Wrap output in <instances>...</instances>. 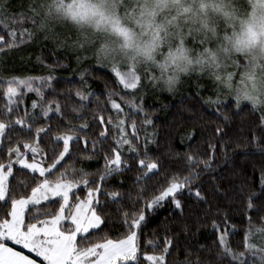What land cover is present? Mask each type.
<instances>
[{
    "label": "trees",
    "instance_id": "trees-1",
    "mask_svg": "<svg viewBox=\"0 0 264 264\" xmlns=\"http://www.w3.org/2000/svg\"><path fill=\"white\" fill-rule=\"evenodd\" d=\"M3 3L7 15L0 18V36L4 37L0 41L3 48L0 120L21 119L24 124H13L6 130L1 139L0 164L8 161L9 149H23L25 144L37 143L44 152L45 162L53 165L63 150L62 141L56 137L68 132L70 126L77 127L75 134L79 140L70 143L71 154L57 163L51 175L45 173L50 181L61 177L78 181L81 169L90 174L89 183H81L72 193L67 213L91 189L98 190L95 210L104 223L78 236L77 246L86 249L105 239L126 238L134 229L124 223L123 214L143 211L145 221L137 230L136 261L126 264H153L146 256L163 254L165 238L173 243L164 264H184L197 259L205 264H240V253H243V264H264V253H246L250 223L253 229L264 228V189L261 188L264 184V111L253 109L247 103L237 107L233 97L211 92L196 77L178 85L173 92L146 83L142 99L137 100L108 66L97 63L91 46L71 47L77 32L74 27L70 31H57L58 23L52 22L50 27L59 34L53 38L51 33L37 30L35 25L39 21L34 24L29 11L32 0H3ZM13 30L17 32L16 46L8 48L5 42L11 43ZM25 30L33 33L31 38ZM49 76L51 81L43 83L39 79L36 83L42 95H34L23 87L15 96L7 94L8 81L13 78ZM77 92L88 98L82 100ZM109 92L113 93L111 99L121 103L127 114L131 148L129 144H117L120 134L114 125L118 114L112 108ZM218 95L220 102L216 103ZM121 97L137 105L142 103L143 111L124 104ZM34 100L39 102L37 108L32 106ZM48 108L52 109L49 114ZM99 115L104 116L103 123ZM146 119L152 123L145 124ZM132 120L136 121L135 132ZM85 123L86 128H79ZM147 125L150 134L145 131ZM106 127V136H101ZM41 128L45 131L37 136ZM217 128L223 131L218 133ZM115 151L121 152L122 166L106 175V157L114 158ZM189 155L203 160L212 157V167L201 171L199 178L176 194L180 207H176L171 196L153 208L146 207V203L169 185L173 176L182 178L189 174ZM142 159L145 163L156 162L158 168L148 172L139 163ZM42 180L39 172L15 166L8 181V195L0 200V220L10 218L12 199L31 195ZM197 190L203 199L195 196ZM113 193L119 195L114 197ZM251 193H257L252 199L253 210L247 207ZM62 203L57 197L29 206L25 224L52 217ZM224 234L228 248L237 258L223 253L219 237Z\"/></svg>",
    "mask_w": 264,
    "mask_h": 264
},
{
    "label": "snow or ice",
    "instance_id": "snow-or-ice-1",
    "mask_svg": "<svg viewBox=\"0 0 264 264\" xmlns=\"http://www.w3.org/2000/svg\"><path fill=\"white\" fill-rule=\"evenodd\" d=\"M162 3H167V0H161ZM29 11L31 13V19L34 24L38 19L37 30L40 32L51 33L53 38H58V35L51 27L52 22L64 24L66 22L62 21L65 17H70L78 25H89L93 26L97 32L111 31L123 35L126 40H129L130 31L127 25L124 24L122 19L121 7L118 6L117 0H70V2L65 3V0H32V4L29 6ZM184 14L195 15L194 7L189 6L184 8ZM125 15L127 13H124ZM7 15L6 4L3 0H0V18ZM141 16L144 15L143 12L140 13ZM27 32L29 38L33 35L32 32ZM11 43L5 42L8 48L16 46V32L13 30L10 33ZM0 41H4V37L0 36ZM255 41V34L250 33L247 39L239 41L243 47H249ZM93 42L89 40L87 33L76 32V38L72 41L71 47L73 49H85L86 46L92 47ZM3 48H0V52ZM102 55L107 58L109 56V50L105 46L101 50ZM79 62V58H78ZM97 63L103 66H110V71L115 74L118 81L125 89H136L138 85L141 84V75L137 73V70L128 65H122L115 60L107 61L102 60L99 55H97ZM122 67H126V71H122ZM239 67V65H237ZM37 79H40L43 83L51 81L52 77L47 78H13L8 81L7 94L9 97L17 95L19 88L24 87L28 91H35L42 95L40 88L34 87V83ZM148 79L156 82L153 75L148 76ZM219 80V77H217ZM155 86V83L154 85ZM219 92V88H217ZM82 100L88 98L80 92H77ZM90 95V94H89ZM113 93L109 92V99L111 100L112 108L116 109L118 113H124V109L121 107V103L116 100L111 99ZM124 104L130 105L139 111H143L142 103L137 105L132 100H124L121 97ZM209 102L211 98H209ZM216 103H219V95L217 96ZM237 107L240 104L237 102ZM35 107V104H34ZM56 110H60V106L57 103ZM10 112L11 109L9 108ZM124 119H118L114 125L115 129L121 134L117 140V144H129L131 148V141L127 139V132L125 130L126 121L128 119L127 114H124ZM101 123L104 122V116L99 115L98 117ZM227 119V117H225ZM109 123H111V117L108 118ZM145 124H151L150 119L144 121ZM13 124H24V121L17 119L14 122L0 120V138L4 137L6 130L13 126ZM87 124L80 125L79 128H86ZM131 127L133 132L136 131V121H131ZM76 126H70L69 131L58 135L56 137L57 141H62L63 150L59 152V159L63 160L65 155H70V143L79 140V136L75 133L77 132ZM45 129L41 128L37 130V136L40 132H44ZM223 130L217 128V132L220 133ZM107 127L103 132L100 133L101 136H106ZM87 142V141H86ZM25 147L31 149L32 153L37 152L36 147L25 144ZM93 147H95V142H93ZM135 150V149H133ZM9 152H15L17 154L16 163L24 165V167L31 169L33 172H39V175L43 177L42 183L38 184L37 187L32 189V195L29 198L12 199L11 200V219L0 220V264H37V261L31 258L29 255H25L22 251H17L14 247H9L6 243L11 240L17 245H23L25 249H29L31 252L36 253L38 257H42L43 261L47 264H117V261L129 262L136 261V238L137 232L135 230L131 231L130 234L122 240L113 241L110 239H105L103 243L94 244L92 247L81 249L77 246V236L79 234L88 233L90 229H98L100 225L104 223L102 217L97 214L95 209L91 210V214H87L84 211L85 204L76 205L74 212L70 216L65 217L64 211L65 206L68 204L69 193L78 184L89 183L87 177L90 175L87 172L80 170L81 178L78 181L65 180L63 177L57 179L56 181H49L46 178V169L40 164L28 163L26 159H22L19 147L15 149H9ZM214 152V148H213ZM212 157L207 160L200 159L198 157L189 155L187 156V164L189 165V174L183 176L182 178L173 176L169 185L164 188L159 195H156L152 200L146 203V207L151 208L153 206L159 205L167 197L171 196L175 200V196L178 192H181L184 188L190 186L192 181L199 178L201 171H206L212 167ZM57 160L55 163H58ZM55 163L52 167H55ZM139 163L143 165L148 172L158 168L156 162L145 163V160H140ZM121 164V155L119 151L114 152V158L107 159L106 157V175H110L118 166ZM201 165L200 169L196 166ZM5 165L0 164V200H3L5 196L8 195L7 188V177L12 175L11 164L7 165V171H5ZM48 175H51V171L47 170ZM147 175V173H145ZM262 180H264V174H262ZM264 189V184L261 185ZM92 195V193H90ZM114 197L118 196V193L112 194ZM257 193H251L247 200V207L249 210H253L255 205L252 203L253 197ZM60 197L63 203L60 205L59 212L52 216L51 220L39 221L42 225L37 226V223L25 224L24 213L29 205L38 204L41 199L48 200L49 197ZM195 196L203 199L199 190L195 192ZM89 204L91 201L88 202ZM176 207H180V201L175 200ZM124 223L128 225L130 229H139L141 223L145 221V215L143 211L139 213H128L124 214ZM131 219L129 221V217ZM64 220H70L71 227L67 230H61V222ZM259 232L264 234V228L253 229L250 223L249 229L246 232V249L249 251H256L257 245L252 243L253 237ZM220 243L223 245V253L226 255H232L237 258V254L232 253L231 249L227 246V241L223 235L219 237ZM172 240L165 238V247L163 248V254L161 255H151L147 256L148 261H152L153 264H164L166 254L172 245ZM203 247V246H201ZM261 253H264V248L259 249ZM240 259V264H243V253L238 254ZM184 264H205V262L197 259L196 261H185Z\"/></svg>",
    "mask_w": 264,
    "mask_h": 264
},
{
    "label": "clouds",
    "instance_id": "clouds-1",
    "mask_svg": "<svg viewBox=\"0 0 264 264\" xmlns=\"http://www.w3.org/2000/svg\"><path fill=\"white\" fill-rule=\"evenodd\" d=\"M117 4L129 40L78 25L70 17L58 22L87 33L94 54L102 60L151 72L162 90L173 92L185 76L204 73L236 103L264 108V0H117ZM189 6L194 7V16L183 13ZM250 33L255 41L243 47L239 41ZM105 46L107 58L100 51Z\"/></svg>",
    "mask_w": 264,
    "mask_h": 264
},
{
    "label": "rangeland",
    "instance_id": "rangeland-1",
    "mask_svg": "<svg viewBox=\"0 0 264 264\" xmlns=\"http://www.w3.org/2000/svg\"><path fill=\"white\" fill-rule=\"evenodd\" d=\"M24 28V27H23ZM73 28V26L71 25V24H68V23H64V24H60V23H58V25H57V31H59V30H61L62 32H64L65 30L66 31H70L71 29ZM17 33V32H16ZM109 68H110V66H108ZM127 69H126V67H122V71H126ZM137 73L139 74V75H141V84L140 85H138V87L136 88V89H125L129 94H131L132 95V97L133 98H135V99H137V100H141L142 98L141 97H143V90H144V88H145V85H146V83L147 84H152V85H154V83H155V86H159L156 82H154L153 80H151V79H148V76H150V75H152V73L151 72H149V71H146V70H144V69H138L137 70ZM194 77H196V79L202 84V86H204V87H206V88H208L209 90H211V92H218L217 91V88H219V94L220 95H225V96H228V95H226V91H225V89H223L220 85H219V83L217 82V81H215L213 78H210L208 75H206V74H204V73H196V72H194V73H191V74H189V75H187V76H185L183 79H182V82L180 83V84H183L185 81H187V80H191V79H193ZM237 78H238V73H237ZM39 81V79H37L36 81H35V83H34V87H36V88H39L37 85H36V83ZM123 86V85H122ZM24 88V87H23ZM26 89V88H25ZM26 91L27 92H32V93H34V95L35 94H38L37 92H35V91H28L27 89H26ZM168 92V91H167ZM9 96V95H8ZM15 96V95H14ZM38 96H39V94H38ZM222 96V97H223ZM224 96V97H225ZM12 97V96H11ZM230 97V96H229ZM39 102L37 101V100H34L33 102H32V106H33V108H37L38 106H39V104H38ZM34 104H35V107H34ZM121 107L123 108V105L121 104ZM124 109V108H123ZM263 111H264V108H261ZM115 111H116V113L118 114V119H124L125 118V116H124V113H118L117 112V110L116 109H114ZM52 112V109L51 108H48L47 109V111H46V113H51ZM125 130H126V132H127V139H129V134H128V127H127V124L125 125ZM145 131H147L149 134H150V132H151V130H150V128H149V126L147 125V127L145 128ZM120 134V133H119ZM121 135V134H120ZM1 139L2 138H0V146H1ZM28 145H31L32 147H36L37 148V152L35 153V154H33L32 153V151H31V149L30 148H28V147H25L24 146V148L23 149H21V148H19V152H20V154H22L21 155V158L22 159H26L27 160V162L28 163H33L34 161L36 162V163H38V164H40L42 167H44L45 169H46V173H47V170H52V169H54L55 167H56V165H57V163H55V167H52V165H48L46 162H45V156H44V152H43V150L41 149V147L37 144V143H34V144H28ZM123 145H126V143L125 144H123ZM128 145V144H127ZM120 152V151H119ZM120 155H121V152H120ZM16 160H17V154L15 153V152H11L10 153V156H9V159H8V161L6 162V163H4L3 165H5L6 167H5V171H7V165H9V164H11V167H12V172H13V169H14V167L15 166H21V167H24V165H22V164H19V163H16ZM59 161H60V159H59ZM122 156H121V164L118 166V167H121L122 166ZM24 168H26V167H24ZM26 169H28V168H26ZM29 170H31V169H29ZM32 171V170H31ZM38 172V171H37ZM11 176V175H10ZM10 176H8L7 177V181H6V184H7V188H8V181H9V178H10ZM50 181V180H49ZM82 184H78L76 187H74L72 190H71V192L69 193V200H68V204L65 206V211H64V216L65 217H68V216H70V214L72 213V212H74L75 211V209H76V205H78V204H81V202H83L84 204H85V207H84V211H85V213H87V214H91V210L92 209H95V204L97 203V194H98V190H94V189H91L90 191H89V193H88V195H87V197L86 198H84V199H80L78 202H76V204H74V206L73 207H71V210L69 211V213H67V210L70 208L69 206H70V204H71V196H72V193L74 192V191H76L80 186H81ZM90 193H92V195H90ZM31 195H32V193H31ZM31 195H29V196H27V197H24V198H29V197H31ZM170 197V196H169ZM5 198H6V196H5ZM4 198V199H5ZM54 198H57V197H49V199L48 200H44V199H41L40 200V202L39 203H42V202H46V201H49V200H51V199H54ZM168 198V197H167ZM166 198V199H167ZM3 199V200H4ZM165 199V200H166ZM175 199H178L177 197L175 198ZM89 201H91V203L89 204L88 202ZM164 201V200H163ZM38 203V204H39ZM32 205H35V204H32ZM29 206H31V205H29ZM28 206V207H29ZM154 207V206H153ZM153 207H151V208H153ZM27 210V209H26ZM26 210H25V213H26ZM96 211V210H95ZM25 213H24V220H25ZM98 214V213H97ZM99 215V214H98ZM51 218L52 217H50V218H47V219H44V220H51ZM9 219H11V216H10V218ZM44 220H42V221H44ZM35 223H37V226L38 227H41L42 225L39 223V222H35ZM66 223H68L69 225V227H71V222H70V220H64V221H62L61 222V225H60V227H61V230L62 231H64V230H67L69 227H67V228H65L64 226H65V224ZM91 230H93V229H90L89 231H91ZM136 232H137V230L138 229H134ZM85 234V233H84ZM80 235H82V234H79L78 236H80ZM77 236V237H78ZM224 237H225V239H226V237H227V235L226 234H224L223 235ZM125 239V238H124ZM122 240V239H121ZM113 241H119V240H113ZM252 243H255L256 245H257V250L256 251H249V250H247L246 251V253L247 254H261V252L259 251V249H261V248H264V234H261V233H259V232H257L256 233V235L253 237V239H252V241H251ZM7 244H8V246L9 247H14L17 251H22L23 253L24 252H27V253H29L31 256V258H35V260L37 261V264H47V262H45V261H43V258L42 257H38L37 255H36V253H34V252H31L29 249H25L24 247H23V245H17V244H15V242L14 241H11V240H9V241H7L6 242ZM103 243V242H102ZM135 243H136V246H137V238H136V241H135ZM25 254V253H24ZM26 255V254H25ZM147 257V256H146ZM118 262V261H117Z\"/></svg>",
    "mask_w": 264,
    "mask_h": 264
},
{
    "label": "water",
    "instance_id": "water-1",
    "mask_svg": "<svg viewBox=\"0 0 264 264\" xmlns=\"http://www.w3.org/2000/svg\"><path fill=\"white\" fill-rule=\"evenodd\" d=\"M127 262L118 261L117 264H126Z\"/></svg>",
    "mask_w": 264,
    "mask_h": 264
},
{
    "label": "crops",
    "instance_id": "crops-1",
    "mask_svg": "<svg viewBox=\"0 0 264 264\" xmlns=\"http://www.w3.org/2000/svg\"><path fill=\"white\" fill-rule=\"evenodd\" d=\"M26 255H29V256H31L29 253H27V252H24ZM32 257V256H31ZM33 259H35V258H33Z\"/></svg>",
    "mask_w": 264,
    "mask_h": 264
}]
</instances>
